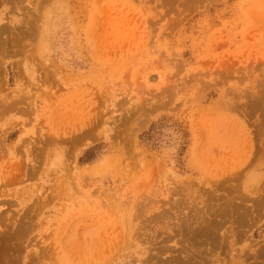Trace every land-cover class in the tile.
I'll use <instances>...</instances> for the list:
<instances>
[{
    "label": "rangeland",
    "instance_id": "374dc122",
    "mask_svg": "<svg viewBox=\"0 0 264 264\" xmlns=\"http://www.w3.org/2000/svg\"><path fill=\"white\" fill-rule=\"evenodd\" d=\"M0 264H264V0H0Z\"/></svg>",
    "mask_w": 264,
    "mask_h": 264
},
{
    "label": "bare ground",
    "instance_id": "6f19581e",
    "mask_svg": "<svg viewBox=\"0 0 264 264\" xmlns=\"http://www.w3.org/2000/svg\"><path fill=\"white\" fill-rule=\"evenodd\" d=\"M261 253H263V252H261ZM263 255V254H262Z\"/></svg>",
    "mask_w": 264,
    "mask_h": 264
}]
</instances>
